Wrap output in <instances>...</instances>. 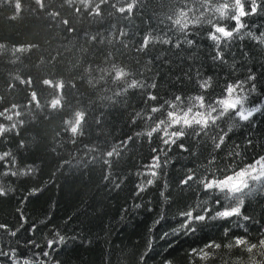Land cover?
I'll return each mask as SVG.
<instances>
[{
	"label": "trees",
	"instance_id": "obj_1",
	"mask_svg": "<svg viewBox=\"0 0 264 264\" xmlns=\"http://www.w3.org/2000/svg\"><path fill=\"white\" fill-rule=\"evenodd\" d=\"M227 4L226 11L236 8L235 0H227ZM79 6L77 2L69 8L64 0H47L46 10H40L35 0H0V43L8 46L6 52L0 50V110L13 103L27 105L30 89L13 79L17 75L21 79L31 76L37 82L43 78L65 80L69 101L68 108L51 115L32 106L25 107L24 125L0 139V152L13 153V171L33 169L30 175H0V187L10 189L7 195L0 196V223L9 230L19 229L16 237L0 229V251L9 253L15 249L16 264L25 260L29 264H141L149 228L162 208L168 219L155 230L156 246L147 264L169 260L172 264H193L186 256L190 248L211 239L223 240L225 227L231 229V236H244V229L235 223L215 221L196 225L194 235L181 236L175 248L169 249L168 242L159 240V236L180 223L178 211L195 203L198 196L194 186L191 190L182 188L180 180L187 168L207 163L211 141L205 143L202 138L201 143H196L186 139V145L198 154L191 159H185L188 153L174 148L173 155L179 159L169 167L166 176H161L139 196L137 184L146 177L138 176L137 172L143 171L142 165L150 159V145L147 137L137 138L128 145L122 141L137 131L147 130L144 119L137 118L133 125L132 118L136 112L145 114L155 103L146 102L149 91L157 94L161 102L175 95L187 99L203 91L198 87L200 80L211 77L212 87L204 94L214 101L220 98L227 83L246 81L252 74L256 79L246 81L237 93L249 95L250 106L264 103V44L247 34L249 30L256 35L264 33V4H259L256 15L245 18L248 26L245 35L237 37L231 47L222 48L223 61L212 59L215 49L207 39L210 28L207 21L218 16L206 15L198 24L189 25L184 34L170 21L176 10L185 6L184 0H138L131 16L116 13L108 5L101 6V17L85 12L77 14L75 8ZM52 12H58L59 16L52 18L49 15ZM65 19L71 22L74 31H67L69 26L62 23ZM122 31L126 35L121 36ZM148 34L171 43L163 44L157 39L146 51H138ZM92 36L97 39L91 40ZM187 39L193 40L192 46L184 43ZM29 43L37 47L13 56L12 46ZM177 43L181 47H176ZM113 64L130 73L129 81L155 83L157 88L122 92L123 82L114 83L101 71ZM89 80L94 83L89 84ZM10 83L16 87L10 89ZM252 83L257 87L254 94L250 93ZM38 90L47 101L52 90L43 85H38ZM72 109H83L87 114L85 134L76 138L75 143L63 123L70 118ZM235 123L220 121L225 130ZM230 137L228 147L217 153L219 167L233 162L226 153L234 144L245 145L248 162L264 154V111L255 114L251 125L235 127ZM249 138L252 146L246 144ZM158 144V139H154L151 146ZM114 147L120 155L107 157L106 152ZM105 160L111 163L106 165ZM7 170V162L0 164V173ZM165 180L167 189L163 187ZM33 188L40 191L29 195ZM161 191L166 192L168 204L163 202ZM137 203L141 204L140 208L135 207ZM244 211L252 219L239 223L246 224L247 236L255 241L264 233V193L254 190L246 198ZM59 235L66 236L65 244L58 242ZM50 239L57 241L54 249L47 247ZM43 251H49L50 256L43 257ZM246 255L238 249L231 253L223 250L213 259V264ZM12 259L0 256V264H12Z\"/></svg>",
	"mask_w": 264,
	"mask_h": 264
},
{
	"label": "snow or ice",
	"instance_id": "obj_2",
	"mask_svg": "<svg viewBox=\"0 0 264 264\" xmlns=\"http://www.w3.org/2000/svg\"><path fill=\"white\" fill-rule=\"evenodd\" d=\"M64 3L69 8L75 7L76 5L74 0H64ZM35 4L40 10H46L47 0H35ZM79 4L80 6L75 8L77 14L85 12L89 16L101 17L103 15L101 6L108 5L116 13L131 16L134 15V9L138 5V0H99L98 3L96 0H81ZM246 4L248 5L247 8L245 7ZM259 4H264V0H258V2H253V0H238V6L234 10L227 11V18L220 19L217 17V19L211 20L208 23L210 28L207 39L212 42L215 49V55L212 57L214 61H223L224 53L222 48L231 47V43L237 37L242 38L245 35V30L248 28L245 18L256 15L259 11ZM19 7L20 5L18 4L17 8ZM49 15L52 18H56L59 16V13L52 12ZM170 21L181 34H184L189 28V25L178 14L170 17ZM227 21H231L232 24H228ZM62 23L69 26L67 31H74L70 26L71 22L69 20L65 19ZM247 34L253 40H258L261 44H264V33L256 35L249 30ZM120 35L124 36L126 33L122 31ZM96 39V36L91 37L93 41ZM157 39H160L163 44L171 43L168 39H161L152 34H148L143 37L138 51H146ZM184 43L192 46L194 42L192 39H187ZM175 46L181 47V44L177 43ZM7 47L6 44L0 43V50L6 52ZM36 47L37 45L34 43L14 45L12 46V53L13 56L16 53H29ZM16 59L18 60L19 56H16ZM91 71V69H85V72ZM101 71L114 83L120 84V82H123V86L121 87L122 92L136 88H157V84L155 83L145 85L136 79L129 81L128 77L130 73L124 67L117 66L116 64H113L110 69H101ZM13 79L30 89L28 102L27 105L13 103L10 107H3L0 110V121H7V123L0 122V139L24 125L25 107L32 106L35 110L47 111L49 115L61 112L69 107V101L67 99L68 93L66 91L68 84L65 80L43 78L37 82L31 76H28L26 79H21L19 75ZM101 79H104V75L101 76ZM255 79L256 77L252 74L246 77V81H254ZM246 81L227 83L222 90L220 98L214 101H211L204 94L212 87L211 77L200 80L198 87L203 91L195 96H189L187 99L181 95H175L171 100H163L161 102L157 94L149 91L146 102L155 103L150 109L145 110V114L142 115L141 112H136L132 118L133 125L136 124L137 118L144 119L147 130L137 131L122 141L123 145H128L129 142H134L137 138L147 137L150 145V159L142 165L143 171L137 172L138 176L146 177V179L137 184V196L157 183L161 176L167 175L169 167L176 159H179V157H174L173 155L174 148L178 147L181 153H188L185 159L197 157L198 154L186 145V139H191L196 143H201L202 138L205 143L207 140L211 141V152L209 153L207 163L194 168H187L186 174L180 180L182 188L187 187L191 190L193 186L195 187L198 193L196 202L188 204L184 209L178 211L180 223L176 227L164 231L159 236V240L167 241L169 249L175 248L181 236L189 237L196 233V225L210 224L215 221L235 223L237 227L244 229L245 235L231 236V229L225 227L223 229V240L217 241L211 239L203 243L202 246L190 248L186 256L190 257L193 264H201V262L203 264H213V259L223 250H227L228 253H231L233 249L244 252L245 250L252 251L258 245L264 246V233L260 234L253 241L247 236L248 228L246 224L239 223L240 220L247 222L252 219L244 211L246 198L250 194H253L254 190L256 193H264V154H258L251 162H248L245 160V145L234 144L231 146V150L226 153V156L231 157L233 162L223 168L217 164L219 159L217 153L223 148L228 147V141L231 138L230 134L233 133L234 128L244 124L251 125L255 114L264 111V103L257 102L255 105L250 106L249 95L237 93L238 89H243ZM88 83L93 84L94 82L93 80H89ZM38 85H43L52 90L47 101H45L41 92L38 90ZM71 86L76 87L75 84ZM8 87L14 89L16 85L10 83ZM256 91V84L252 83L250 93L254 94ZM120 94L116 93V95ZM190 101L191 103H189ZM222 120H234L236 123L230 124L225 130L220 124ZM149 121L152 123L149 124ZM63 123L66 131L70 133L72 143H75L76 138L82 137L85 134L87 114L83 109H72L70 118L65 119ZM217 129H219L218 132L215 131ZM213 132L215 134H212ZM154 139H158L159 141L157 146H151ZM246 144L248 146L253 145L251 138L247 139ZM24 146L22 143L21 147ZM119 155L120 151L115 147L112 151L106 152L107 157ZM3 162H7L8 170L0 173V175H30L33 172L31 167L24 171H13L12 168L15 167V159L11 152H0V164ZM104 163L108 165L111 162L105 160ZM105 179H109V177H105ZM116 187H120V185L117 184ZM163 187L165 189L168 188L166 180ZM8 191L10 189L6 190L4 187H0V196L7 195ZM39 191L40 189L33 188L29 195H35ZM160 196L163 198L165 204L169 203L165 191H161ZM135 207L140 208L141 204L137 203ZM20 218L23 220L24 216L21 215ZM232 218H236V220L234 221ZM167 219V212L162 208L158 217L149 228V240L146 250L140 257L141 264H147L148 259L152 258L151 253L156 246L155 230ZM22 227L23 224H21ZM0 229L8 232L12 237H16L19 231V229L9 230L8 226L4 223H0ZM66 239L65 235H59L58 242L65 244ZM56 243V240L50 239L47 241V247L54 249ZM42 255L43 257H49L50 252L43 251ZM0 256L12 257V264H16L15 249H12L9 253L0 251ZM23 264H29V261L25 260ZM163 264H172V261H164ZM223 264H241V261L239 258L236 260H224Z\"/></svg>",
	"mask_w": 264,
	"mask_h": 264
},
{
	"label": "clouds",
	"instance_id": "obj_3",
	"mask_svg": "<svg viewBox=\"0 0 264 264\" xmlns=\"http://www.w3.org/2000/svg\"><path fill=\"white\" fill-rule=\"evenodd\" d=\"M75 3H80L81 0H74ZM184 7L178 8L175 14L180 15L181 19L188 25L198 24L201 19L207 16H218L220 19L227 18L228 8L227 0H184ZM235 6H238V0H235ZM200 8L204 11L201 12ZM208 20L207 23H210ZM191 103V101L189 102ZM246 258L240 259L241 264H264V246H257L252 251H244Z\"/></svg>",
	"mask_w": 264,
	"mask_h": 264
}]
</instances>
